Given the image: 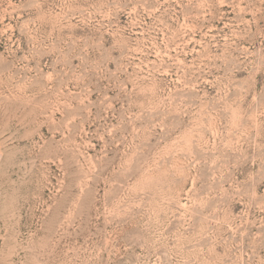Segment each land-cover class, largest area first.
Masks as SVG:
<instances>
[{
    "label": "rangeland",
    "instance_id": "374dc122",
    "mask_svg": "<svg viewBox=\"0 0 264 264\" xmlns=\"http://www.w3.org/2000/svg\"><path fill=\"white\" fill-rule=\"evenodd\" d=\"M0 264H264V0H0Z\"/></svg>",
    "mask_w": 264,
    "mask_h": 264
}]
</instances>
